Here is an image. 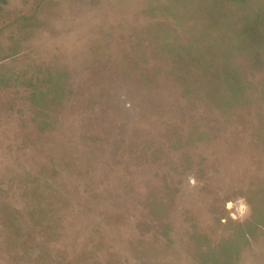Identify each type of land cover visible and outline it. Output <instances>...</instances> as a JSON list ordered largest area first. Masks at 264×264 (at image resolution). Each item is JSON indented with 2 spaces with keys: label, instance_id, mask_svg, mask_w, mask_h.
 <instances>
[{
  "label": "rangeland",
  "instance_id": "1",
  "mask_svg": "<svg viewBox=\"0 0 264 264\" xmlns=\"http://www.w3.org/2000/svg\"><path fill=\"white\" fill-rule=\"evenodd\" d=\"M0 264H264V0H0Z\"/></svg>",
  "mask_w": 264,
  "mask_h": 264
}]
</instances>
